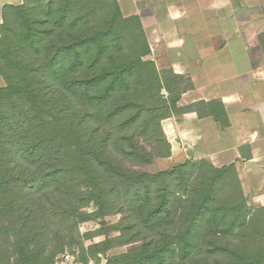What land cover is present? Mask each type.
<instances>
[{"label":"trees","instance_id":"1","mask_svg":"<svg viewBox=\"0 0 264 264\" xmlns=\"http://www.w3.org/2000/svg\"><path fill=\"white\" fill-rule=\"evenodd\" d=\"M148 53L139 19L124 17L115 0H23L3 7L0 236L15 230L17 221L23 223L13 241L14 264H52L55 257H41L39 248L31 247L38 234L25 224L28 212L16 206L29 201L30 191L32 200L57 205L59 196L46 188L66 172L81 170L93 187L88 198L99 211L72 214L86 220L108 212L111 199H121L132 215L107 228L120 232L118 244L138 242V229L162 234L112 255L107 264H168L171 258L188 264L194 246L202 244L212 253L227 254L225 264L264 263V209L252 211L246 204L232 167L187 161L152 172L126 165L125 156L144 162L152 158L139 135L152 137L164 147L162 156L170 155L161 121L176 110L181 78L168 69L166 80L163 71L143 59ZM62 149L74 150L92 167L65 166ZM190 163H204L206 171L188 189ZM30 183L35 187L23 191ZM226 187L231 198L218 200ZM247 221L263 231L251 233L255 246L240 253L223 239Z\"/></svg>","mask_w":264,"mask_h":264},{"label":"crops","instance_id":"2","mask_svg":"<svg viewBox=\"0 0 264 264\" xmlns=\"http://www.w3.org/2000/svg\"><path fill=\"white\" fill-rule=\"evenodd\" d=\"M0 0V24L6 5ZM136 16L158 70L181 78L161 121L167 165L232 167L246 204L264 209V0H115Z\"/></svg>","mask_w":264,"mask_h":264},{"label":"rangeland","instance_id":"3","mask_svg":"<svg viewBox=\"0 0 264 264\" xmlns=\"http://www.w3.org/2000/svg\"><path fill=\"white\" fill-rule=\"evenodd\" d=\"M150 53L149 49L148 54ZM146 56L143 57L144 60L152 61L146 58ZM152 62L155 64L154 61ZM161 71H163L162 75L167 80L169 77L168 68H162ZM3 85L4 80L0 77V86ZM137 139L139 140V144L151 153L152 158L144 162L125 156L124 161L126 165L132 170L154 172L177 165L166 164V157L162 156L164 147L162 144L159 145L158 141H154L152 137L139 135ZM115 148H117L116 145ZM60 155L62 163L67 167H74L76 165L92 167L93 164V162L91 163L85 158L78 157L74 150L62 149ZM205 167L204 163H190L187 165L186 181L188 189L198 183L199 174H201L202 170L206 171ZM30 184L23 185V191H26V188L32 190L35 187L34 184ZM46 190L50 194L59 196L60 202L57 205H53L51 201H46L45 199L32 200V193L30 191L31 197L29 201H21L16 206L19 212H28V220L25 224L31 225L38 234L37 240L30 245L32 248H39L41 257H52L63 249L69 248L77 251L79 256L84 260L91 259L95 264H107L112 255L126 252L135 246V244H140L141 242L159 240L162 235L159 230H157L158 232H154L138 229L140 230V232L136 233V237L140 239L138 242L134 245L118 244L115 237L120 232H108L107 228L112 224L131 220L132 214L129 211L128 204L121 199H111L108 208H106L108 212L94 217L91 216L86 220H82L72 214L75 210L89 215H93L99 211V207L93 198H88L93 191V187L88 185L87 177L83 170L66 172L58 183L47 187ZM232 193L230 188L226 187L218 192V200L230 199ZM1 210L2 203H0ZM63 211H66V213ZM16 223L15 230L9 232L6 236H0V264H14L16 254L13 250V241L16 233L23 225L20 221ZM257 226L259 227L258 224L247 221L245 226L234 232L233 235L225 236L223 243L225 242L228 246L235 247L240 253L250 251L255 246L256 241L255 236L253 238L250 237L251 233L259 235V232L263 231V229H259ZM228 260L227 254L212 253L208 250L206 244H202L194 246L186 262L188 264H216L217 262L225 264ZM168 264H179V262L171 258Z\"/></svg>","mask_w":264,"mask_h":264},{"label":"built area","instance_id":"4","mask_svg":"<svg viewBox=\"0 0 264 264\" xmlns=\"http://www.w3.org/2000/svg\"><path fill=\"white\" fill-rule=\"evenodd\" d=\"M52 264H95L93 260H84L79 253L73 249L65 248L57 253Z\"/></svg>","mask_w":264,"mask_h":264}]
</instances>
